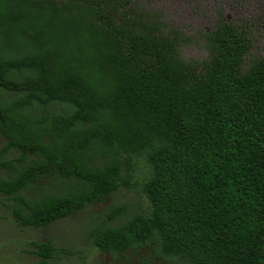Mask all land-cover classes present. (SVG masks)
Here are the masks:
<instances>
[{
	"label": "trees",
	"instance_id": "trees-1",
	"mask_svg": "<svg viewBox=\"0 0 264 264\" xmlns=\"http://www.w3.org/2000/svg\"><path fill=\"white\" fill-rule=\"evenodd\" d=\"M163 28L132 0H0V194L38 228L130 188L141 161L147 206L105 209L98 251L154 241L185 264H264V57L245 66L251 41L221 17L201 62ZM51 176L54 192L21 195ZM29 246L33 264L66 254Z\"/></svg>",
	"mask_w": 264,
	"mask_h": 264
},
{
	"label": "rangeland",
	"instance_id": "rangeland-1",
	"mask_svg": "<svg viewBox=\"0 0 264 264\" xmlns=\"http://www.w3.org/2000/svg\"><path fill=\"white\" fill-rule=\"evenodd\" d=\"M141 9L157 14L164 24L163 32L170 28L178 31L183 40L177 49L186 62L206 60L204 35L209 33L221 17L222 21L233 23L242 29L251 41L249 53L244 65L251 58L264 57V3L263 0H132ZM4 139L0 135V146ZM16 155L13 151L8 155ZM145 171L143 162L139 161L130 180V188L119 191L93 205L75 211L68 218L38 228L19 227L14 222L8 206L11 202L0 194V264H33L38 260L30 253L29 242H42L49 238L58 249L66 254L60 255V264H185L175 258L158 253L154 241L147 245L127 250L123 253L109 254L100 252L88 238L90 228L101 218V213L111 205L127 204L129 217L147 206L141 195L138 183ZM0 168V178L5 177ZM136 183V184H135ZM63 182L55 177H45L33 182L28 189L21 192L27 199L38 197L57 190ZM122 219L109 222L116 225Z\"/></svg>",
	"mask_w": 264,
	"mask_h": 264
}]
</instances>
